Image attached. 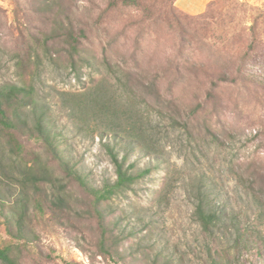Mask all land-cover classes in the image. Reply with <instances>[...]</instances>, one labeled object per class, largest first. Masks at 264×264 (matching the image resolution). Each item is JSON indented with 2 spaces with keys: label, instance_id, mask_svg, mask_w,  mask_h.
Here are the masks:
<instances>
[{
  "label": "rangeland",
  "instance_id": "1",
  "mask_svg": "<svg viewBox=\"0 0 264 264\" xmlns=\"http://www.w3.org/2000/svg\"><path fill=\"white\" fill-rule=\"evenodd\" d=\"M196 1L182 0V6L173 0H136L126 6L120 0H71L73 14L87 22L83 44L89 63L72 60L62 38L36 44L56 28L58 7L50 10L45 0H0V84H20L21 74L33 80L37 102L47 110L63 152L92 186L102 187L118 180V167L105 140L92 133L95 122L84 129L72 123V94L96 87L105 77L114 83L106 59L145 83L154 82L160 98L148 99L161 110L152 123L160 140L157 150L182 178L172 191L158 194L164 171L149 173L151 158L119 147L127 186L104 205L113 211L107 221H120L117 234L137 231L123 242L125 253L149 264H209L210 252L218 251L225 264H264L257 188L249 189L238 177L242 165L253 160L264 165V53L245 65L255 85L217 83L222 72L240 68L254 19L264 21V0H213L205 15H199L204 10H197ZM19 54H38L41 67L28 61L21 70ZM133 91L141 101L151 92L143 85ZM172 115L180 120L175 126ZM205 174L222 218L213 242L195 219L191 197ZM2 188L8 200L15 199L8 183ZM71 189L70 208L32 217L37 241L25 249L24 264H116L100 254L97 219L85 204L89 196L77 185Z\"/></svg>",
  "mask_w": 264,
  "mask_h": 264
},
{
  "label": "trees",
  "instance_id": "2",
  "mask_svg": "<svg viewBox=\"0 0 264 264\" xmlns=\"http://www.w3.org/2000/svg\"><path fill=\"white\" fill-rule=\"evenodd\" d=\"M120 1L126 6L136 2ZM45 4L50 10L58 7L59 18H55L57 26L54 31L44 34L45 37L36 40V44L45 46L49 45L50 40L56 42L57 38H62L61 41L70 47L68 54L72 60L79 58L91 63L90 58L85 55L83 44L89 35L87 22L73 14L71 0H45ZM205 14L206 10L199 15ZM257 19L251 25V41L241 57L240 68L233 72H222L217 77V83L241 84L245 87L255 85L246 73L245 65L255 54L264 53V21ZM78 22L80 25L76 26ZM28 61L34 63L36 69L41 67L38 54L18 55L17 64L21 70L26 69ZM104 63L108 74L113 75L114 83L108 77L103 78L96 87L72 94L69 106L72 123L78 128L84 129L91 122L96 123L92 133L105 140L104 146L118 167V180L115 183H105L102 187L92 186L63 152L47 110L37 102L33 80H26L21 74L20 84L10 81L0 84V264H24L25 249L32 247L37 241L32 217L44 216L49 211L59 213L70 208L74 197L71 189L73 185H77L89 196L85 204L89 215L97 219L100 254L110 256L116 264L119 261L127 263L129 260L149 264L145 257H136L134 252L127 254L124 251L123 242L131 240L137 231L134 228L126 229V234L122 236L116 233L120 221H107L108 214L113 211H107L108 205H104V201L123 193L127 186L124 179L127 175L122 171L118 158L119 147L138 150L143 158H151L154 164L148 168L149 173L153 174L156 168L164 171L158 194L172 191L182 174L170 168L167 160L157 150L160 140L152 123L161 110L148 99L153 94L160 98L155 83L149 84L135 78L130 71L112 64L108 59ZM108 74L105 73L106 76ZM116 84L118 88L114 89ZM141 85L151 91L145 94L144 101L139 100L133 91L134 86ZM170 123L175 126L174 123H180V120L172 115ZM262 163L253 160L246 167L242 165L238 177L240 181L248 183L249 189L257 188L258 194L255 197L264 221ZM251 168V174L245 176ZM7 183L16 190L14 200H8L3 191L2 187ZM191 197L197 223L210 242L215 241L220 233L222 218L214 208L207 175L202 177ZM240 242V237H237L236 246ZM165 264H172V261L167 260ZM209 264L225 263L222 255L215 251V255L210 252Z\"/></svg>",
  "mask_w": 264,
  "mask_h": 264
},
{
  "label": "crops",
  "instance_id": "3",
  "mask_svg": "<svg viewBox=\"0 0 264 264\" xmlns=\"http://www.w3.org/2000/svg\"><path fill=\"white\" fill-rule=\"evenodd\" d=\"M182 0H177L176 1V5L179 3L181 4L182 6H184V3H181ZM213 0H198V3L197 1L195 2L196 6H197V10L200 11V10H206L208 5L212 2Z\"/></svg>",
  "mask_w": 264,
  "mask_h": 264
}]
</instances>
